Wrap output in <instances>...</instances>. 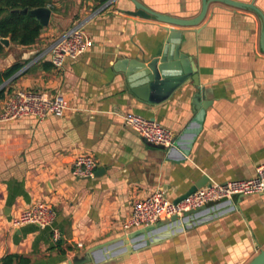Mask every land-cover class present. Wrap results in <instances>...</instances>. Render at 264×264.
I'll return each mask as SVG.
<instances>
[{
    "label": "crops",
    "instance_id": "obj_1",
    "mask_svg": "<svg viewBox=\"0 0 264 264\" xmlns=\"http://www.w3.org/2000/svg\"><path fill=\"white\" fill-rule=\"evenodd\" d=\"M135 1L185 20L202 7V0ZM231 1L253 4L264 16V0ZM52 8L35 44L16 46L6 38L8 46L2 45L0 73L15 63L27 66L8 80L0 110L4 96L19 89L60 95L67 111L41 122L0 121V259L19 255L29 264H65L123 235L133 202L155 191L174 201L202 175L219 184L254 176L264 163V51L257 13L211 0L196 27H174L182 33L181 51L197 67L201 97L211 101L188 157L175 163L165 159L166 149L149 147L124 126L122 116L154 120L177 136L194 115L191 81L166 102L150 105L113 68L120 59L156 56L168 26L123 14L134 11L130 0H52ZM80 22L92 46L54 68L47 48ZM79 155L92 157L100 174L75 177L72 161ZM36 202L53 208L52 226L11 227V219ZM229 204L217 218L103 264H248L264 249V195L235 196ZM52 230L59 234L56 243Z\"/></svg>",
    "mask_w": 264,
    "mask_h": 264
},
{
    "label": "water",
    "instance_id": "obj_2",
    "mask_svg": "<svg viewBox=\"0 0 264 264\" xmlns=\"http://www.w3.org/2000/svg\"><path fill=\"white\" fill-rule=\"evenodd\" d=\"M130 1L134 6V11H122L123 14L144 20L151 19L158 23L165 24L168 26L164 28L167 35L161 50L156 56L147 61L120 59L113 68L115 71L124 74L129 91L138 100L150 105H159L166 102L186 82L191 81L192 87L197 91L192 101L194 115L182 131L177 136H174L172 146L166 149L167 152L165 154L166 160L175 163H183L189 155L194 140L202 129L205 111L211 104V101L201 97L202 89L199 86L197 67L192 57L181 51L182 33L174 29V27H196L205 16L207 5L211 0H202V7L199 15L189 20L176 19L158 14L135 0ZM213 1H218L235 8L250 9L257 13L262 20L260 48L264 51V16L253 4L238 3L231 0ZM21 14H28L35 18L42 27H45L49 20L50 10L48 8H39L30 11L24 9L21 11ZM0 43L4 46H8L7 39H0ZM145 144L149 147L164 149L161 146ZM99 174L100 170L95 172V176ZM207 183V177L202 175L186 193L173 202L177 203L197 189L202 188ZM229 203L230 200H225L211 206H203L184 213L182 217L174 216L169 220L160 221L154 225L124 233L113 240L91 247L83 257H75L72 261L64 263L103 264L109 261H120L128 254L140 252L150 246L164 243L168 239L182 233L185 227L203 223L206 221L205 218L210 217V219H214L227 213L228 209L231 207ZM157 231L162 232L155 235ZM248 264H264V249H262Z\"/></svg>",
    "mask_w": 264,
    "mask_h": 264
},
{
    "label": "built area",
    "instance_id": "obj_3",
    "mask_svg": "<svg viewBox=\"0 0 264 264\" xmlns=\"http://www.w3.org/2000/svg\"><path fill=\"white\" fill-rule=\"evenodd\" d=\"M83 26V22L77 23L51 42L47 53L49 62L54 68H60L66 59H77L92 46V41ZM9 82H4L0 89L6 87ZM66 111V102L60 95L47 96L18 89L4 96L0 121L32 118L41 122L48 116L61 118ZM122 123L149 145L161 146L164 149L172 146L174 135L154 120L127 113L122 116ZM96 167V161L92 157L79 155L72 161L71 169L75 177L93 178ZM252 194L264 195V163L255 168L254 176L249 179L234 180L224 184L210 182L177 203L166 199L162 191H155L133 202L130 215L122 223V229L125 233H129L169 220L174 216L182 217L184 213L203 206L231 200L235 196ZM54 219L55 212L49 204L36 202L27 210L15 215L11 219V227L18 228L31 224L39 229H46L52 226ZM52 239L54 243L59 241L56 230H52Z\"/></svg>",
    "mask_w": 264,
    "mask_h": 264
},
{
    "label": "trees",
    "instance_id": "obj_4",
    "mask_svg": "<svg viewBox=\"0 0 264 264\" xmlns=\"http://www.w3.org/2000/svg\"><path fill=\"white\" fill-rule=\"evenodd\" d=\"M98 4H104L107 0H95ZM39 8H52V0H0V39L8 38L10 43L16 46L29 47L36 43L43 27L28 14V11ZM5 52L0 43V56ZM27 62L15 63L0 73V86L17 74ZM4 88L0 89V100L3 97ZM29 259L19 255H6L0 259V264H29Z\"/></svg>",
    "mask_w": 264,
    "mask_h": 264
},
{
    "label": "bare ground",
    "instance_id": "obj_5",
    "mask_svg": "<svg viewBox=\"0 0 264 264\" xmlns=\"http://www.w3.org/2000/svg\"><path fill=\"white\" fill-rule=\"evenodd\" d=\"M162 231H163V230H162ZM162 231H159V232L157 231V232H155V235H158V233H160V232H162Z\"/></svg>",
    "mask_w": 264,
    "mask_h": 264
}]
</instances>
